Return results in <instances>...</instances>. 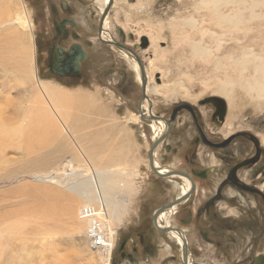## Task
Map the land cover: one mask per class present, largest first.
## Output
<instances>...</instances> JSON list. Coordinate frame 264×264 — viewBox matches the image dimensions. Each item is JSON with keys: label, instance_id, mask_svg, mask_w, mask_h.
Listing matches in <instances>:
<instances>
[{"label": "rangeland", "instance_id": "1", "mask_svg": "<svg viewBox=\"0 0 264 264\" xmlns=\"http://www.w3.org/2000/svg\"><path fill=\"white\" fill-rule=\"evenodd\" d=\"M10 1L19 6L16 7L17 11H20L21 4H25L27 11H29L31 22L28 27L22 26L20 29L26 32V37L30 38L31 44L34 46L32 51L35 58L36 79L40 82L53 83L52 85L63 90L83 92L81 99H84L85 102L83 105L80 104L81 107L79 105L76 107L77 109L72 111L74 113L72 118L74 117V120L75 118L78 119L77 122L80 123H75V127L78 125L76 130L79 138L86 133L97 132L98 136L85 140L87 145L96 146L92 142L98 139L103 142L112 140V152L115 145L124 146L123 148L126 150V159L124 160L126 162L132 161L135 165V169L129 170L133 178L131 180L126 179L129 180L131 194L129 195L128 212L124 216L125 222L122 225L124 227L118 229L115 237V239L125 238L129 228L143 223L145 219L140 220V218L146 217L160 203L159 191L167 190L169 186L174 185L171 181L156 176L146 164L147 153L152 144L154 133L147 121L143 122L140 119L137 111L141 98V81L137 79V75L132 68L133 65L118 49L103 45L96 39V30L91 25H96L102 14H100L102 2L101 4L95 0H64L71 6V10L65 16H72L80 25L79 29L70 30V34L75 33L79 36L78 41L84 47H88L87 42L89 40L92 42V46L89 49L85 48L88 60L80 64L81 71L78 76L59 78L49 71L51 51L54 46L66 49L77 40L71 36L61 39L55 33L54 24L56 21L51 14V7L57 6L61 0H0V4L4 7ZM208 1L213 0H114L112 11L110 10L106 23L107 38L128 48L140 60L144 74H146V82L148 81L146 95L151 103L152 114L168 118L171 110L180 105H197L206 99L218 98L226 105L227 112V128H224L222 132H251L258 137L262 148H264V95L260 96L261 99L256 98V96L250 95L245 90L247 83L253 84L256 80L261 81L264 86V71L258 74L255 73L258 59L264 58V0H221L218 5L221 11L220 14L228 15L230 19L237 16L238 18L237 25H225L220 28L215 26L216 23L219 24L218 20L222 17H220L221 15L217 16V13L215 14V11H213L215 6L209 5ZM253 2L262 4L254 10H250L257 17H253L249 11ZM92 15H94V18H92ZM191 19H195L193 29L195 28L196 32L185 26L184 21ZM197 21L198 23H196ZM232 21L234 22L229 20L230 23L227 24L236 23V19ZM7 23L8 19L5 16L0 25ZM7 28H0V32ZM204 30L206 31L205 34H203ZM223 33L227 43L221 45L216 41L215 36ZM236 38H240V44L235 42ZM172 40L175 42L172 43ZM199 40H204L202 47L206 52L203 56L196 57L190 53L189 46L191 42ZM2 44L5 53L0 54V59L4 57L1 60L6 61L7 56L12 55L9 52L14 46H18V43L2 42ZM218 45L223 47L220 52L215 50ZM225 45L227 50H230L228 52L233 51L232 47L236 48L233 52H237V57L233 53H225L227 55L221 59L222 53L226 49ZM250 49L255 54L252 55ZM188 54L189 56H187ZM241 57H245V61L248 62L242 64ZM242 65L244 67L240 72L238 69ZM134 66H136V63H134ZM15 70L17 69L0 62V109H7L8 113L29 92L28 87L23 88L17 82L18 72H15ZM19 77L21 78L22 75L19 74ZM225 84L228 85V88H225ZM76 110L77 112H75ZM208 110L206 107L200 109L203 112L202 118L206 117ZM180 117L182 119L184 116ZM24 138L29 139L27 136H24ZM45 143L47 145L44 144L42 148L38 147L37 152H32V161L35 159V162H37L48 155L52 143L46 141ZM163 155L168 156L166 163L171 167L175 165L182 168L183 165L181 163L178 165L175 160H172L173 155L168 154L163 147L158 148L156 153L158 163L161 159L163 161ZM212 157L213 155L209 153L201 155L199 164H209L208 162L211 160L212 164L216 165L215 160L212 161ZM14 158L19 159V164L26 160L18 155L17 150L11 148L6 152L2 160H7V168L3 165L0 166V205L6 203L7 196L14 195L8 193L12 187L14 185L19 186L21 183L12 181V175L14 174L11 173L8 159L13 160ZM217 162L218 164L215 166L216 175H213L211 183L209 182L210 178H208L206 184L217 185L223 178L224 173L220 171L223 165L219 161ZM262 165H264L263 159ZM50 169L61 170V167L56 166V168ZM247 170L241 171V178L245 181L247 179L246 182L253 185L263 183L262 180H255L252 175L248 176ZM17 178L20 179V177ZM17 178L14 179L18 181ZM21 179L24 182L30 180L27 177ZM175 181L180 183L178 180ZM38 185L40 184H34L32 188ZM119 194L121 192H118ZM200 194V196H204L203 193ZM226 195L225 200L230 201L226 202L230 205V208L225 209L227 210L226 214L231 216L234 227L241 228L242 231L229 229L230 233L222 234L219 226L222 223L221 219L219 218V222H212L214 227L212 230L213 246L202 250L201 257L198 260L199 264H235L233 260L231 261V249L245 248L246 245L241 247V241L244 240L243 244H245L246 241L252 238L249 233L251 228H255L254 231H256L257 224H262L261 213L253 199L247 198L240 202L235 197L236 194L226 192ZM172 197L173 193L170 194V198ZM20 199H24V196L22 195ZM196 200L198 201L200 198ZM48 202L50 203V201ZM15 203L18 204L17 209L0 213V226L3 225L10 213L21 209L20 202L15 200ZM21 203H27L29 206L35 201L30 199L24 202L21 201ZM195 204L197 206L199 203L195 202ZM220 206L224 208L223 204H220ZM28 214L29 216H26L22 213L17 218L19 219L17 221L26 225L27 234H20L21 239H24L21 240V243L26 240V248H23V245L14 238L8 239L4 243L0 242V264H90L89 261L78 257L80 256L78 251L83 248L84 240L69 241L65 237L47 239L43 236V238L39 236V233H42L44 229L49 228L51 225L45 227L46 222L35 219L37 223L32 215ZM23 218L25 222H23ZM36 231H39V233H36ZM261 236L264 240L263 231ZM25 237L28 238L25 239ZM89 245L91 247V243ZM90 250L95 257L94 263L103 264V254L93 248H90ZM165 253L164 249H157L148 257L139 255L132 258L137 261L143 258L144 260L150 259L156 264L158 259L166 257ZM226 256L228 257L226 258ZM112 259L111 264H119V258L114 256V251ZM195 262L194 259V264Z\"/></svg>", "mask_w": 264, "mask_h": 264}, {"label": "bare ground", "instance_id": "2", "mask_svg": "<svg viewBox=\"0 0 264 264\" xmlns=\"http://www.w3.org/2000/svg\"><path fill=\"white\" fill-rule=\"evenodd\" d=\"M95 1L103 3H101L102 10L100 14L103 13L108 0ZM220 3L221 0L208 1L209 5L215 6L213 9L215 14L217 13V16L221 15L220 17H222L218 20L219 24L216 23L215 27L220 28L225 25H237L238 16L230 19L228 15L220 14L221 11L218 7ZM208 4L206 3V5ZM260 5L262 4L253 2L249 11L254 10ZM16 7L19 6L14 5L12 1L4 7L0 4V23L2 24L5 16L8 19L7 24L0 25V28L8 27L0 32V54L5 53L2 42L9 44L18 43V46H14L9 52L12 55L7 56L8 58L6 61L1 60L4 59V57L1 58L0 62L1 64L12 66V68L17 69L15 70V72H18L17 82L23 88L28 87L29 92L26 93L19 104H16L15 106L13 105L14 107H12L9 113L7 112V109H0V166L3 165L7 168V160L3 161L2 159L5 157L6 152L11 150V148L17 150L18 155L26 160L22 161V164H19L20 161L18 158H14L13 160L8 159L11 173L14 174L12 175V181L21 183L19 186L14 185L15 187L13 186L11 191L8 192L14 195L11 197L7 196L8 199L6 203L0 205V213L7 210L17 209L18 204L15 203V200L20 202L21 209L17 212L10 213L6 217L5 222H3V225L0 226V242L4 243L6 240L14 238L23 245V248H26V240L21 243V240L24 239H21L20 237V234L24 235V233H26V225L17 221L19 220L17 218L20 217L22 213L26 216H29L28 213H30V216L32 215L34 220L36 219L38 221L41 220V222H46L45 227L51 225L49 228L44 229L42 233L36 231V233H39V236L47 237V239L51 237H65L69 241L84 240L83 248L78 251V254L80 255L78 257L79 259L89 261L90 264H96L94 263V254H92V251L90 250L92 247L89 245V243H92L93 246H95V250L103 254V264H111V252L116 240L115 235L118 228L122 227L123 222H125L124 216L128 212L129 195L131 194L129 180L133 178V175L129 173V170L135 169V165L132 161L126 162L124 160L126 159V150L123 148L124 146L115 145L112 152V140L109 142H103L101 139H98V143L96 140L92 142L95 143L96 146L87 145L85 140H89L93 137L95 138L97 132L86 133L79 138L76 130L78 125L76 127L75 125L80 123L77 122L78 119L75 118L74 120V117L72 118V114H74L72 111L77 109L76 107L80 104L83 105L85 102L84 99H81L83 92L79 90H63L52 85L53 83L40 82L36 79V65L34 63V52L32 51L34 46L31 44L30 38L26 37V32L20 29L22 26H29L31 22L28 14L29 11H27L25 4H21L20 11H17ZM250 12L253 17L256 16L253 11ZM9 14L12 16L10 17ZM107 18L108 16L105 18L102 26L101 38L103 41L113 42L112 39H108L106 35ZM192 19L184 21V23L186 27L191 28L196 32L195 28L193 29V27H195V19ZM233 19H236V23L227 24L230 23L229 20L234 22L232 21ZM196 23H198V21ZM205 32L206 31L204 30L203 34H205ZM203 34L201 35L202 37ZM217 36H215V39H217L216 41L219 44L224 45L227 43L224 38V33ZM172 41V43L175 42L174 40ZM203 41L204 40L191 42L189 51L193 56H203L206 52L202 47ZM235 42L240 44V38H236ZM221 45L216 47V52L222 50L223 47ZM225 48L221 59L227 55L225 53H233L235 57H237V52H233L236 48L232 47L233 51L231 52H228L230 50H227L226 45ZM116 49H118L119 52H121L133 65L132 68L137 75V79L140 80L141 75L137 64L134 66V63H136L134 58L119 48ZM250 51L252 55L255 54L253 50L250 49ZM187 56H189V54ZM248 59H250V57H248ZM247 62L248 61H245V57H241L242 64ZM257 63L258 66L255 68L256 74L264 71V58H259ZM233 65L237 66L236 64ZM243 67L244 65L239 66L238 70L241 72ZM19 74L22 75L21 78L19 77ZM225 85V88H228V85ZM245 90L246 92L248 91L250 95L256 96V98H260V96L264 95V86L262 82L258 80L253 84L247 83ZM147 91L148 81L145 87V92ZM142 109L144 110L145 115H148L149 109L147 101H144ZM75 112H77V110ZM150 112H152V110ZM72 120L73 122H71ZM143 121L146 122L147 120ZM95 122L97 121L95 120ZM147 123L154 133V141H152L156 142L155 140L164 133V124L162 122L149 121H147ZM79 129L81 130L82 127ZM24 136L29 137V139L27 140ZM45 141L47 143H52L53 149L51 146L48 155L44 156V158L37 162H35V159L32 161V152H37L38 147L42 148L43 145L46 144ZM121 143L123 144V142ZM155 154L156 152L154 151V156ZM38 163L40 165H37ZM56 166H60L61 170L50 169L56 168ZM154 167L158 169L159 174L165 175L169 172V169L167 168H160L156 161H154ZM17 177H20V179ZM23 177L29 178V182L22 181L21 178ZM14 178H17L18 181ZM173 178H175V175L174 177L167 178V180H172ZM181 180L184 185L188 187V182L183 179ZM34 184L40 185L32 188ZM118 192H121V194L118 195ZM184 192L185 190L182 193ZM22 195L24 196V199L21 200L20 197ZM30 199L34 200L35 203L29 206L27 203H21V201L24 202ZM48 201H50V203ZM164 217L165 215L161 214L158 219L160 226L162 224L166 225L167 223ZM23 222H25L24 218ZM26 238L28 237H25V239ZM171 238L176 237L172 236ZM129 264L138 263L130 262ZM140 264L146 263L140 262ZM151 264L153 263L151 262Z\"/></svg>", "mask_w": 264, "mask_h": 264}, {"label": "flooded vegetation", "instance_id": "3", "mask_svg": "<svg viewBox=\"0 0 264 264\" xmlns=\"http://www.w3.org/2000/svg\"><path fill=\"white\" fill-rule=\"evenodd\" d=\"M51 10L56 21L54 29L58 37L66 39L71 36L77 40L66 49L54 46L50 54L49 71L59 78L78 76L81 71L80 64L88 60L86 49L92 46V42L89 40L87 42L88 47H84L78 41L79 36L75 33L70 34V30H77L80 25L72 16H65L71 10L68 2L61 0L57 6L51 7ZM99 19L96 25H91L96 30L97 41H99ZM64 21L66 22L64 29L59 28V24ZM70 22L74 24L72 25ZM75 45H79L85 54L84 60L78 63V73L72 72L67 63H63L64 60L59 52V49L68 52ZM204 107L209 110L206 112V117L202 118L203 112L200 109ZM173 110H175L174 124L172 123L170 131L154 151L157 153V148L163 147L168 154L173 155L172 160H175L178 165L181 163L183 166L182 168L175 165H172L175 168L171 167L166 163L167 155H163V161L160 158L158 163L156 154L154 156L153 152L152 166L156 171L155 173L150 167L148 157V153L154 144L153 139L147 153L146 163L148 162L149 169L156 176L159 173L158 169L154 167V161L158 163L160 168L169 169L168 174H161L164 176L161 179L167 180V178L175 175L172 180H167L174 185L169 186L167 190L159 191L160 203L146 217L140 218V220L145 219L143 223L130 227L125 238L115 240L112 254L114 251V256L119 258V264H129L130 262L138 264L140 262L151 264L152 262L154 264L150 259L144 260L143 258L137 261L132 257L139 255L148 257L157 249H164L166 257L158 259L156 264H194V259L196 260L195 264H199L198 260L202 250L213 246L212 230L214 227L212 222L216 223L219 222V218L221 219L222 223L219 226L222 234L230 233L229 229L242 231L241 228L234 227L231 216L226 214L227 210L225 209L230 208V205L226 203L230 201L225 200L227 198L226 192H230L236 194L235 197L240 202L247 198L253 199L258 205L262 220V224H257L256 231H254L255 228H251L249 233L252 238L245 244H243L244 240L241 241V247L246 245L245 248L231 249V261L233 260L235 264H264V240L261 236L262 231L264 233V165L261 166L262 159L264 163V148H262L258 137L245 131L231 133L226 131L223 133L222 130L227 128L226 106L208 99L199 102L197 105L183 104L178 108H173L169 117L164 119L169 120ZM180 116L184 117L181 119ZM207 153L213 155L212 161L215 160L216 165L218 164L217 161L223 165L220 171L224 173V176L217 185L210 184L213 175H216V165H213L211 160L208 162L209 164H199L200 156ZM246 169H248V176L252 175L255 180H262L263 183L253 185L246 182L247 179L245 181L241 178V171ZM208 178H210V183L206 184ZM181 179L188 182V187L184 185ZM184 190L185 192L182 193ZM171 193H173L172 198H170ZM200 193H203L204 196H200ZM197 198L200 200L197 201ZM195 202L199 204L196 206ZM220 204H223L224 208ZM160 208L161 211L156 214L157 209ZM161 214L165 215L164 219L167 226L165 224L159 225L158 219ZM172 236L178 240L171 238Z\"/></svg>", "mask_w": 264, "mask_h": 264}, {"label": "water", "instance_id": "4", "mask_svg": "<svg viewBox=\"0 0 264 264\" xmlns=\"http://www.w3.org/2000/svg\"><path fill=\"white\" fill-rule=\"evenodd\" d=\"M112 5H113V0H108V3H107L105 10L100 16L99 23H98V39H99L101 44L106 45V46H110V47L119 48L120 50L124 51L126 54H128L134 58L137 66H138L140 75H141V78H140V81H141V98H140L139 104H138V113H139L140 119L141 120H147L149 122H162L164 124V128H165L164 133L160 136V138L156 142H154L151 150L148 153V157L150 160V167L156 173L155 169L152 166V154L154 152V149L158 146V144L166 137V135L170 131L172 123L174 122L175 110H173V113H172L169 120H166L164 118L157 117V116L153 115L152 112H150L151 111V103H150L148 97L146 96V92H145V87H146L147 82H146V76L144 74V70L142 68L140 60L137 58V56L135 54L132 53L131 50L124 47L123 45L116 43V42H106V41L102 40V38H101L102 26H103L105 18L108 16V14H110V10L112 8ZM70 23L72 25L74 24L72 22H70ZM65 24H66L65 21L60 23L59 28L64 29L63 27L65 26ZM59 52H60L61 58H63V60H64L63 63L64 64L67 63V65L69 66V68L71 69L72 72L78 73V71H79L78 63L80 61L84 60V58H85L84 51L81 49V47L79 45H75L68 52H64L62 49H59ZM208 100L225 105L224 102L218 98H209ZM144 101L148 102V109H149L148 115H145V112L142 109V105H143ZM178 107H176V108H178ZM158 176L160 178L164 177L161 174H158ZM160 211H161V208L157 209L156 214L159 213Z\"/></svg>", "mask_w": 264, "mask_h": 264}, {"label": "built area", "instance_id": "5", "mask_svg": "<svg viewBox=\"0 0 264 264\" xmlns=\"http://www.w3.org/2000/svg\"><path fill=\"white\" fill-rule=\"evenodd\" d=\"M91 247L93 248V249H95V246H93V244L91 243Z\"/></svg>", "mask_w": 264, "mask_h": 264}]
</instances>
